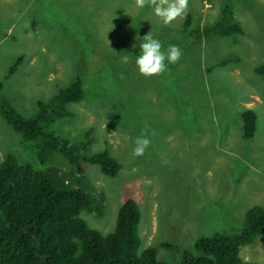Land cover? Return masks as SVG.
I'll return each mask as SVG.
<instances>
[{
	"label": "rangeland",
	"instance_id": "374dc122",
	"mask_svg": "<svg viewBox=\"0 0 264 264\" xmlns=\"http://www.w3.org/2000/svg\"><path fill=\"white\" fill-rule=\"evenodd\" d=\"M151 2L139 8L136 0H0V98L28 118L37 102L75 79L83 89L82 99L67 105L69 117L42 124L68 155L58 151L40 163V140L25 142L0 115V162L12 154L57 186L88 193L92 206L80 217L102 235L113 232L119 206L132 198L141 215L139 252L180 264L183 251L195 253L197 239L236 234L249 209L264 208V0H189L186 14L167 24ZM228 7L241 35L188 37ZM150 31L181 57L145 78L134 58ZM247 109L256 116L250 139L240 118ZM141 133L150 144L133 157ZM103 151L120 165L114 177L82 160ZM238 255L264 264V236Z\"/></svg>",
	"mask_w": 264,
	"mask_h": 264
},
{
	"label": "trees",
	"instance_id": "16d2710c",
	"mask_svg": "<svg viewBox=\"0 0 264 264\" xmlns=\"http://www.w3.org/2000/svg\"><path fill=\"white\" fill-rule=\"evenodd\" d=\"M188 24L186 17L183 27ZM241 34L228 7L213 25L192 29L188 37L196 41ZM227 62L223 60L220 65ZM257 72L261 73V69ZM1 87L0 84V90ZM82 96L81 81L77 78L52 98L37 102L36 113L28 118L0 98V115L25 142L40 140L34 147L39 162L44 163L55 152H69L58 137L43 131L42 124L69 117L67 105L79 102ZM240 118L242 136L250 139L256 129V116L247 109ZM82 160L97 165L106 177H114L120 170L106 151L83 156ZM77 171L81 174L80 169ZM77 177L83 179L81 175ZM92 202L85 191L57 186L48 173L36 172L12 154L6 155L0 162V264H164L155 259L150 249L139 252L141 215L135 200L126 198L121 203L114 230L107 235L89 228L80 217ZM259 235L264 236V208L253 207L246 212L238 233L197 239L195 253L183 251L180 264H253L242 261L238 253L241 246Z\"/></svg>",
	"mask_w": 264,
	"mask_h": 264
},
{
	"label": "clouds",
	"instance_id": "9594fccd",
	"mask_svg": "<svg viewBox=\"0 0 264 264\" xmlns=\"http://www.w3.org/2000/svg\"><path fill=\"white\" fill-rule=\"evenodd\" d=\"M148 0H136L139 8L145 7ZM189 0H152L149 4L153 14L159 17L164 24L171 22L178 16L186 14ZM139 52L134 58V64L139 75L147 78L157 76L166 71L168 65L175 64L181 57V50L176 45L162 48L161 41L154 38L151 31L142 38ZM126 60L127 57H124ZM148 137L141 135L133 139L131 154L133 157L142 156L148 148Z\"/></svg>",
	"mask_w": 264,
	"mask_h": 264
}]
</instances>
